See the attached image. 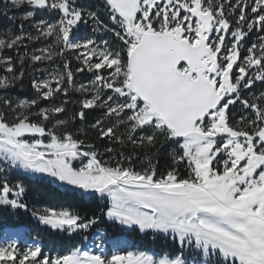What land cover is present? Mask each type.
Here are the masks:
<instances>
[{
	"label": "snow or ice",
	"instance_id": "6c2138e0",
	"mask_svg": "<svg viewBox=\"0 0 264 264\" xmlns=\"http://www.w3.org/2000/svg\"><path fill=\"white\" fill-rule=\"evenodd\" d=\"M12 10L22 14L8 15ZM40 12L58 18L32 23ZM0 15L20 22L19 34L0 35V52L24 49L19 71L11 55L0 57L7 73L0 90L23 80L25 60L51 63L71 52L78 63L73 69L64 59L62 70L44 69L47 78L31 80L34 99L0 96V206L28 211L25 185L10 176L22 170L84 200L107 198L101 214L109 220L153 239L170 235L178 245L161 258L146 251L105 256L100 237L99 253L75 246L47 255L39 243L21 251L13 240L0 244V264H264V90L245 94L264 85V0H100L95 9L77 0H4ZM254 32L261 34L242 55ZM40 39L48 46L29 54L25 41ZM85 71L92 78L74 86L75 73ZM70 89L80 94L71 119L100 110L90 125L97 139L130 145L132 153H100L77 139L59 118L67 99L36 111L41 100L68 97ZM237 104L249 114L233 124ZM162 155L169 164L158 174ZM31 214L69 235L99 220L69 209Z\"/></svg>",
	"mask_w": 264,
	"mask_h": 264
},
{
	"label": "trees",
	"instance_id": "16d2710c",
	"mask_svg": "<svg viewBox=\"0 0 264 264\" xmlns=\"http://www.w3.org/2000/svg\"><path fill=\"white\" fill-rule=\"evenodd\" d=\"M3 2V0H0V8H2ZM77 3L83 4L90 9H95L96 6L100 3V0H77ZM100 11L103 13V9H100ZM13 14L19 16L22 14V12L17 10L8 12V15ZM57 18L58 17L53 13L40 12L36 15L32 23H35L41 19L51 23L54 22ZM19 23V20H17L14 24H9L6 18L0 15V25L6 26L0 27V35H2L5 31H11L12 33L19 34ZM23 30L25 32H30L33 36L36 35V32L32 29L29 23L24 24ZM80 33L82 35L85 34L83 30H81ZM250 35L251 34H249L247 38H251ZM104 38L110 39L109 37ZM25 43L28 45L27 52L29 54H40L37 50L47 47L49 44V40L40 39L35 42H29L26 40ZM23 51V48H21L19 52H17L16 50H5L3 52H0V57L11 55L14 62H16L17 71H19V55L23 53ZM64 59H68L72 62L73 69L78 66V64L74 61V53L71 52L66 53L64 57H56L55 60L51 63L37 62L35 65L30 66V61L25 60L23 66L25 75L23 80L18 82L15 88L7 93H5L4 90H0V96H4L5 94H7L13 100L36 98V92L31 87V80L33 78L40 77V75H43V73H45L44 69L62 70L61 65ZM37 68L41 69V71H35V69ZM86 74V71L83 73H75L74 86H78L81 83L86 84V81L84 79ZM4 75H7V73H5L3 69H0V76ZM89 76L92 75L89 74ZM261 90H264V85L259 84L254 87L251 93L246 92L245 94L251 97V95L253 94L258 95L259 91ZM79 98L80 94L70 89L68 97L61 96L47 101L41 100L36 111H38L39 108H50L53 106H57L62 103L64 99H67L69 101V103L66 105L67 112L65 114H60L59 118L69 121L67 128L77 139H83L86 144H94L96 150H98L100 153H104L105 147H114L118 152L123 151L125 155L132 153L133 149L130 145L114 144L108 140L97 139L96 132L90 127V125L100 117V110H88L86 118L83 121H81L79 118L75 120L71 119L74 112L79 110L78 104L75 103V101ZM0 111H3V109L0 108ZM231 112L235 114L232 119L233 124L235 123V120L239 118V115L241 113L245 115L249 114L248 111L243 110L239 104L233 107L231 109ZM8 119L11 120L12 116L9 115ZM31 119L35 121L37 117L32 116ZM46 123L48 127H52V125L55 123V119H53V121L51 122ZM123 131L124 129L121 128L120 132ZM46 137L47 136L43 137L45 141ZM136 155L139 158H142L144 155L143 150H136ZM108 158V154H104L101 156L102 160H108ZM158 159L159 174V172H163L166 170L169 164V160L163 155ZM155 162L156 161H153V163ZM136 167L137 170H140L139 162H137ZM181 175L184 176L187 174L182 170ZM12 177L14 182L18 178L19 181L22 182L27 189L25 195L22 197V201L28 205V211L0 206V235L5 229H18L21 227H25L29 231L28 236L32 240H36L41 244L44 254L58 255L66 253L75 246H82L84 242L91 237L93 232L103 229L108 238L123 237L131 244V247L137 251L151 252L155 255H169L171 253L177 252L178 245L173 243V241L169 237L156 234L155 239H153V234L150 232L147 234L140 233L136 228L128 230L114 222L108 221L106 217L101 214V209L104 208V206L107 204V200L105 198L103 200L99 198L84 200L82 198L66 193L63 188L59 187V185H57L56 183H50L48 179L42 177L31 179L20 171H17L16 174ZM47 208H52L57 211L61 209H69L71 211L77 212L85 218L98 216L99 220L87 232L78 231L72 233L71 235L62 232H53L49 228L39 225L37 220L31 214L32 211L43 212Z\"/></svg>",
	"mask_w": 264,
	"mask_h": 264
},
{
	"label": "rangeland",
	"instance_id": "374dc122",
	"mask_svg": "<svg viewBox=\"0 0 264 264\" xmlns=\"http://www.w3.org/2000/svg\"><path fill=\"white\" fill-rule=\"evenodd\" d=\"M79 35H82V34L79 33ZM253 40H256V38H254ZM74 61L77 63V61L75 59H74ZM49 71H53V70H49ZM87 74L85 75V78H84L85 81H86V84L92 78V76H89V74L92 75L91 73L87 72ZM38 78L39 79L47 78V73L46 72L43 73V75H40V77H38ZM41 139H43V137ZM47 141H48V137H46L45 143H47ZM75 164H76L77 167L79 166V162H75ZM17 171H20V172L24 173L25 175H27L31 179H36V178L42 177L39 174L26 173V172H24L22 170H16L13 173H10V176H14ZM42 178H44V177H42ZM105 199L107 200V198H105ZM106 219L108 221H110V222H114V221L109 220L107 217H106ZM125 229H128V228H125ZM128 230H131V229H128ZM23 232H24V229H22V228L18 229V230H12V229L4 230L3 233L0 235V244H5L6 245L8 242L14 240L18 244L19 250H21V251L22 250H26L27 247L32 246L34 243H32V241L26 236V233L25 232L23 233ZM158 235L165 236L164 234H158ZM100 237H103V233H99L98 234V232H97V233H95L93 235V237L89 241H87L83 246H80V247L82 248V250L91 249V251L93 253H99V252H101V249H97L95 247V244L101 242L100 241ZM167 237H169L172 240V237L170 235L167 236ZM120 240H123V239H118V241H120ZM107 242H108L107 240L103 239V249H102V251H103V254L105 256H111L114 253L123 254V253L128 252V251H137V250H135V249H133L131 247V244L127 240H125V242L122 241L121 243H119L116 246L108 245ZM148 253L152 254L155 258H161L162 256H165V255H155V254H153L151 252H148Z\"/></svg>",
	"mask_w": 264,
	"mask_h": 264
},
{
	"label": "built area",
	"instance_id": "2783aa9c",
	"mask_svg": "<svg viewBox=\"0 0 264 264\" xmlns=\"http://www.w3.org/2000/svg\"><path fill=\"white\" fill-rule=\"evenodd\" d=\"M230 40V37H229ZM255 40H252V42H254ZM246 54V51H243L242 55Z\"/></svg>",
	"mask_w": 264,
	"mask_h": 264
}]
</instances>
